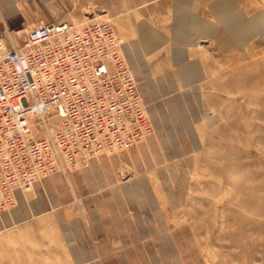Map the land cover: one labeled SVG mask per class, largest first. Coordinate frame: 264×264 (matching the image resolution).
<instances>
[{
    "label": "rangeland",
    "instance_id": "1",
    "mask_svg": "<svg viewBox=\"0 0 264 264\" xmlns=\"http://www.w3.org/2000/svg\"><path fill=\"white\" fill-rule=\"evenodd\" d=\"M174 1L0 3V35L9 46L22 45L41 22L110 20L153 123L133 147L105 151L19 191L0 213L24 205L17 223L0 230V264H264V35L236 50L212 36L215 42H177ZM216 1L196 14L216 21ZM235 2L248 18L264 10V0ZM149 29L165 36L150 52L141 42ZM184 64H195L199 75L186 81ZM80 251L90 258L77 259Z\"/></svg>",
    "mask_w": 264,
    "mask_h": 264
},
{
    "label": "built area",
    "instance_id": "2",
    "mask_svg": "<svg viewBox=\"0 0 264 264\" xmlns=\"http://www.w3.org/2000/svg\"><path fill=\"white\" fill-rule=\"evenodd\" d=\"M49 106L59 111L60 128L38 137L31 116ZM152 131L110 20L41 22L22 45L0 35V213L42 178L129 149Z\"/></svg>",
    "mask_w": 264,
    "mask_h": 264
},
{
    "label": "bare ground",
    "instance_id": "3",
    "mask_svg": "<svg viewBox=\"0 0 264 264\" xmlns=\"http://www.w3.org/2000/svg\"><path fill=\"white\" fill-rule=\"evenodd\" d=\"M3 1L9 3L10 0ZM187 1H190L188 2L189 4H186ZM201 1L202 0H178L176 2L174 10L175 26L173 31L175 41H187L191 44H195L191 34L192 29L199 34L216 37L225 50H236L239 49L240 46H243L250 37L260 33L264 35V10L248 18L243 14V11L238 8L234 0H218L212 6V10L218 22H222L223 24V28L218 30L215 28L213 22H205L202 24L198 19L190 18L193 8H196L199 4L198 2L201 3ZM96 16V14H93L90 18L95 19ZM8 33L10 32L8 31ZM142 33L141 42L148 52L156 48L157 45L163 41V38L165 39V36L163 37L161 33H158L156 30H143ZM12 43L14 42L12 41ZM182 51V48H176V59H181L183 57L184 52ZM181 71L185 75L186 81H190L199 75L198 68L195 64H184L181 66ZM56 116L59 117V122L57 124L54 122ZM35 117L36 122L32 120L35 135L37 136L35 132L37 128L40 132L43 129L42 134L40 136L38 135V137L53 136L60 128L62 122L59 111L53 106H49L40 112H35L31 118L35 119ZM37 125L39 126L37 127ZM21 194H24V190L21 191ZM36 206L39 208L42 205L38 202ZM44 210L45 209L42 208L40 212ZM0 230H2V227H0Z\"/></svg>",
    "mask_w": 264,
    "mask_h": 264
},
{
    "label": "crops",
    "instance_id": "4",
    "mask_svg": "<svg viewBox=\"0 0 264 264\" xmlns=\"http://www.w3.org/2000/svg\"><path fill=\"white\" fill-rule=\"evenodd\" d=\"M206 1H208V0H202L201 1V3L200 2H198L199 4H198V6L196 7V8H193V11H192V14H191V16H190V18H193V19H195V18H197L199 21H202V22H216L217 23V25H215V28H217L218 30H220V28H223V24H222V22H218V19H217V17L213 14V12H212V10H211V4L213 3H210L209 4V11H210V13H212L213 14V16L216 18V21L214 20H211L210 18L209 19H205V18H200L196 13H198V10H199V7H200V5L202 4V3H204V2H206ZM214 1V0H213ZM236 1V0H235ZM237 1H239V3H240V0H237ZM175 2H176V0L174 1V4H173V14H174V6H175ZM188 2H190V1H187L186 2V4H189ZM0 3H2V0H0ZM239 7H241L242 5H239V4H237ZM242 8V7H241ZM0 13H2V11H1V7H0ZM192 34V36H193V38H194V40H195V38H198V37H207V38H210V39H213V38H211V37H208V36H205V35H201V34H199V33H196V32H192L191 33ZM213 41L215 42L216 40L215 39H213ZM195 42V41H194ZM215 45H217L216 43H215ZM217 48L218 49H220L221 51H222V48L220 47V46H217ZM85 173H83L82 175H84ZM62 176H60V177H55V178H53V179H50V180H52V181H56V180H59V181H61L62 180ZM98 198V197H97ZM108 199V198H107ZM98 201L100 200V199H97ZM97 200H95V201H97ZM106 200V199H105ZM100 202V201H99ZM95 204H96V202H95ZM98 204V203H97ZM100 205H105L104 203H100ZM107 206H109V204L108 203H106V205L104 206V207H107ZM104 207H102V209H101V214H100V219L102 218V216L103 215H105V208ZM24 210V205H23V203H20V205H14L13 207H12V209H10V211L9 212H6V213H4V214H2V215H0V227H8V226H10L11 227V225L12 226H14V221L16 222L17 221V218L19 217L18 215H16V212L18 211V210ZM24 215V214H23ZM104 225H106V226H109V223L108 222H106ZM3 228H2V230H3ZM108 234V233H107ZM112 237V234L110 235H106V239H104V242H108V239L109 238H111ZM80 241H82V242H85V240L83 239V238H81V240ZM87 241V240H86ZM89 251H90V249H89ZM79 253V252H78ZM89 253L90 252H88V253H86V254H83V253H81V251H80V253L79 254H74V256L77 258V259H79L78 257L79 256H85L86 257V259H88V258H90L89 257ZM79 255V256H78ZM85 257H83V258H85Z\"/></svg>",
    "mask_w": 264,
    "mask_h": 264
}]
</instances>
